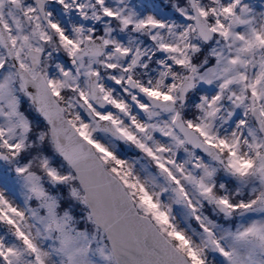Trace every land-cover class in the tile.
<instances>
[{
  "label": "snow or ice",
  "instance_id": "snow-or-ice-1",
  "mask_svg": "<svg viewBox=\"0 0 264 264\" xmlns=\"http://www.w3.org/2000/svg\"><path fill=\"white\" fill-rule=\"evenodd\" d=\"M0 264H264V0H0Z\"/></svg>",
  "mask_w": 264,
  "mask_h": 264
}]
</instances>
